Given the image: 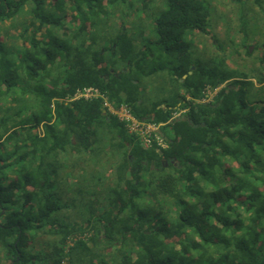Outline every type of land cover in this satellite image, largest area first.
I'll return each instance as SVG.
<instances>
[{"label": "trees", "instance_id": "16d2710c", "mask_svg": "<svg viewBox=\"0 0 264 264\" xmlns=\"http://www.w3.org/2000/svg\"><path fill=\"white\" fill-rule=\"evenodd\" d=\"M133 1L138 18L157 2L0 0V23L27 4L33 16L28 35L17 36L20 45L0 35V260L34 263L32 232L62 207L48 157L85 152L104 131L123 150L115 198L94 231L86 221L54 226L50 232L60 238L48 264H74L71 247L85 254L79 263L94 261L91 245H119V264H264V100L249 98L254 84L246 72L195 64L184 36L207 31L200 3L162 0L153 38L143 41L146 29L123 21ZM257 60L253 75L261 83L264 54ZM164 70L176 89L148 101L142 79ZM223 83L211 101H202L207 87ZM89 85L116 105L126 103L138 119L158 123L166 146H143L100 99L68 100ZM178 106L186 111L171 119ZM125 210L132 222L119 227L111 211Z\"/></svg>", "mask_w": 264, "mask_h": 264}, {"label": "rangeland", "instance_id": "374dc122", "mask_svg": "<svg viewBox=\"0 0 264 264\" xmlns=\"http://www.w3.org/2000/svg\"><path fill=\"white\" fill-rule=\"evenodd\" d=\"M196 2L206 10L208 26L206 32L198 29L185 32L184 37L190 42V52L195 64L199 63L204 68L217 72H228L232 69L246 72L254 84L252 87L249 86V98L253 104L264 100V82L257 83L253 75L260 64L257 60L258 55L264 54V48L261 47H264V0H196ZM161 3L162 0H157L138 18L134 11L136 2L133 1L130 8H124V12L127 13L123 17L124 24L128 27L145 28L147 33L140 36L143 41L153 38L149 32L154 30V17L164 7ZM158 6L161 7L157 9ZM140 7L141 5L137 3V8ZM150 14L151 17L147 18ZM31 20L33 16L27 4L21 7L12 19L0 23V35H3L8 45L18 46L21 40L17 36L26 33L25 27ZM134 28L128 31L133 32ZM58 30L62 33L67 27L63 25ZM246 46L250 54L245 52ZM170 86L174 88L165 70L144 77L141 81L143 93L148 101L160 98L163 94L166 97L168 95L166 93L169 95L173 93L176 87L171 90ZM166 135L171 136V132L166 130ZM122 152L123 150L117 149L116 143L104 131H97L95 143L89 150L73 156L65 153V157H62V154L58 153L48 157L46 168L53 179L52 191L62 207L52 213L49 225L38 232H32L33 240L28 249L36 254L33 264L49 263L48 254L60 238L58 232H50L57 224L69 227L75 222L86 221L92 226L91 231L101 226L100 222L103 221L98 220V217L105 209L111 207V202L115 198L116 166ZM126 212L111 211V217L115 216L120 222L119 227L132 222L131 219L125 220ZM118 246H108L103 250L101 246L91 245L90 255L96 258L94 261L88 260V263L81 260L79 263V256H85L79 247H71L68 256L74 264H119L120 260L115 259ZM4 252L0 245V258ZM1 260L0 264H3Z\"/></svg>", "mask_w": 264, "mask_h": 264}, {"label": "built area", "instance_id": "2783aa9c", "mask_svg": "<svg viewBox=\"0 0 264 264\" xmlns=\"http://www.w3.org/2000/svg\"><path fill=\"white\" fill-rule=\"evenodd\" d=\"M221 87L222 85H219L213 89L207 87L204 90L205 97L202 99V101H211ZM73 99H100L105 111L108 114L114 116L118 121L122 122L125 129L129 133L137 136L141 144L145 147H149L154 144L165 147L167 144L166 138L159 130L158 123L138 119L135 115H133L130 107L126 103H120L117 105L114 104L109 100L107 94L97 86L89 85L77 88L68 100ZM185 111L186 108L178 106L172 112L171 119L180 117Z\"/></svg>", "mask_w": 264, "mask_h": 264}, {"label": "flooded vegetation", "instance_id": "af4514ba", "mask_svg": "<svg viewBox=\"0 0 264 264\" xmlns=\"http://www.w3.org/2000/svg\"><path fill=\"white\" fill-rule=\"evenodd\" d=\"M248 47V46H247ZM262 48H264L263 46H261ZM259 48V47H258ZM260 56H262V55H260Z\"/></svg>", "mask_w": 264, "mask_h": 264}, {"label": "water", "instance_id": "95a60500", "mask_svg": "<svg viewBox=\"0 0 264 264\" xmlns=\"http://www.w3.org/2000/svg\"><path fill=\"white\" fill-rule=\"evenodd\" d=\"M191 68H194L193 66ZM183 77H185V75H183Z\"/></svg>", "mask_w": 264, "mask_h": 264}]
</instances>
